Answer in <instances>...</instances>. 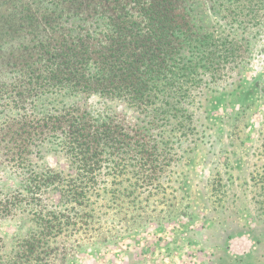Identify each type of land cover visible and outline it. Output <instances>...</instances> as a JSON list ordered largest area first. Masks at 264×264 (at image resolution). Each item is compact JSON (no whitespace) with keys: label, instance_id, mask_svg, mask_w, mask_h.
Masks as SVG:
<instances>
[{"label":"rangeland","instance_id":"374dc122","mask_svg":"<svg viewBox=\"0 0 264 264\" xmlns=\"http://www.w3.org/2000/svg\"><path fill=\"white\" fill-rule=\"evenodd\" d=\"M49 1L0 0L8 15L1 20L14 22L0 25V72L8 70L0 73V107L15 97L11 88L21 78L13 58L25 55L19 45L33 24L13 14L25 5L44 11ZM202 15L212 14L204 7ZM257 35L261 53L200 74L174 118L154 126L164 142L157 151L170 163L152 183L138 180L131 163L95 190L73 194L69 161L56 144L33 156L63 172L57 186L33 196L21 176H0V264H264V29ZM54 95L45 96L46 105L76 101L95 116L137 121L127 104L97 94ZM245 233L253 245L236 248Z\"/></svg>","mask_w":264,"mask_h":264},{"label":"trees","instance_id":"16d2710c","mask_svg":"<svg viewBox=\"0 0 264 264\" xmlns=\"http://www.w3.org/2000/svg\"><path fill=\"white\" fill-rule=\"evenodd\" d=\"M48 3L44 11L25 5L13 14L33 24L19 45L25 55L13 58L20 65L13 74L21 78L11 88L15 97L0 107V176H21L33 196L62 180V171L33 156L46 144H56L69 161L73 194L95 190L131 163L138 180L152 183L165 160L170 163L157 151L164 142L154 126L174 118L176 104L190 96L200 74L223 62L229 67L249 62L262 50L258 35L252 37L264 29V0ZM204 7L212 15L203 20ZM5 15L0 13V25L11 29L14 22L1 20ZM50 94L64 99L97 94L127 104L137 121L117 113L95 116L76 101L46 105Z\"/></svg>","mask_w":264,"mask_h":264},{"label":"crops","instance_id":"0c3cea01","mask_svg":"<svg viewBox=\"0 0 264 264\" xmlns=\"http://www.w3.org/2000/svg\"><path fill=\"white\" fill-rule=\"evenodd\" d=\"M247 235L248 236H250V234H241V235H239V240H236V248H239L240 247V245L243 247V245H245V247L244 248H247V244L249 243L250 245H253V244H251V241H250V239H248V237H247ZM237 238V237H236Z\"/></svg>","mask_w":264,"mask_h":264}]
</instances>
